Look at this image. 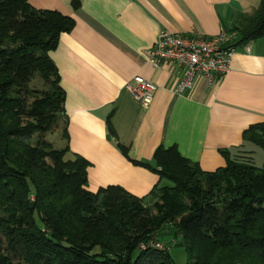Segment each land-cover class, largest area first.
Returning <instances> with one entry per match:
<instances>
[{
  "label": "trees",
  "instance_id": "1",
  "mask_svg": "<svg viewBox=\"0 0 264 264\" xmlns=\"http://www.w3.org/2000/svg\"><path fill=\"white\" fill-rule=\"evenodd\" d=\"M73 22L28 0H0V264H174L167 247H139L161 225L183 244L185 264H264V159L258 166L221 148L224 164L204 170L175 144H158L150 159L129 158L157 175L146 194L86 187L89 161L69 149L48 55ZM232 29V46L261 36L264 0ZM36 77L43 88L30 85ZM55 130L59 147L45 137ZM241 137L264 150V123Z\"/></svg>",
  "mask_w": 264,
  "mask_h": 264
},
{
  "label": "crops",
  "instance_id": "2",
  "mask_svg": "<svg viewBox=\"0 0 264 264\" xmlns=\"http://www.w3.org/2000/svg\"><path fill=\"white\" fill-rule=\"evenodd\" d=\"M28 1L74 21L48 55L64 91L69 149L89 161L88 189L118 184L134 195L146 194L157 175L129 158L150 159L158 144H175L204 170L224 164L221 148L230 156L249 155L255 164V147L241 132L251 123H264V33L244 42L247 49L234 47L228 70L212 83L197 76L180 94L173 91V64L163 60L152 66L146 50L159 29L207 36L223 29L231 39L232 27L259 0ZM134 74L156 85L146 106L126 87ZM108 112L114 135L106 133ZM116 142L126 146L128 158Z\"/></svg>",
  "mask_w": 264,
  "mask_h": 264
},
{
  "label": "built area",
  "instance_id": "3",
  "mask_svg": "<svg viewBox=\"0 0 264 264\" xmlns=\"http://www.w3.org/2000/svg\"><path fill=\"white\" fill-rule=\"evenodd\" d=\"M227 39L228 35L223 29L208 36L159 29L153 45L146 50V60L154 67L163 60L173 64L177 70L173 91L180 94L191 88L197 76H203L208 83H212L216 75L228 70L234 46L228 44ZM244 48L247 49V44H244ZM126 87L140 104L146 106L156 85L150 79L134 74L126 82ZM145 246L157 249L166 247L155 237L139 243L140 248Z\"/></svg>",
  "mask_w": 264,
  "mask_h": 264
},
{
  "label": "rangeland",
  "instance_id": "4",
  "mask_svg": "<svg viewBox=\"0 0 264 264\" xmlns=\"http://www.w3.org/2000/svg\"><path fill=\"white\" fill-rule=\"evenodd\" d=\"M249 41V40H248ZM243 47V43L235 44L234 47ZM30 85L34 88H43L42 80L36 77ZM45 137L52 141L55 147H59L62 143L61 139L59 138V131L55 130L54 132L45 134ZM255 147V154L254 160L255 164L258 166L262 165V160L264 159V150H262L259 146L253 144ZM168 183V181H167ZM144 203L150 204V200H144ZM171 226L168 225H161L159 229L154 231L150 237H155L158 241L162 244L166 245L167 251L170 254L171 258L173 259L174 264H185L187 260V254L185 252L184 246L181 241L177 238L171 237Z\"/></svg>",
  "mask_w": 264,
  "mask_h": 264
}]
</instances>
